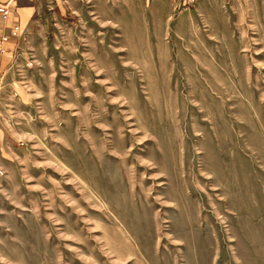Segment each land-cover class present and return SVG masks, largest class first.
Returning <instances> with one entry per match:
<instances>
[{
  "label": "rangeland",
  "instance_id": "1",
  "mask_svg": "<svg viewBox=\"0 0 264 264\" xmlns=\"http://www.w3.org/2000/svg\"><path fill=\"white\" fill-rule=\"evenodd\" d=\"M183 1L72 0L8 75L0 264H264V0Z\"/></svg>",
  "mask_w": 264,
  "mask_h": 264
},
{
  "label": "crops",
  "instance_id": "2",
  "mask_svg": "<svg viewBox=\"0 0 264 264\" xmlns=\"http://www.w3.org/2000/svg\"><path fill=\"white\" fill-rule=\"evenodd\" d=\"M171 4L177 0H168ZM72 0H0V6L8 7L10 13L0 14V101L1 90L8 75L20 58L46 37L49 19L65 16ZM186 0L183 1V4ZM50 22L52 23V21ZM15 27L18 33L14 34ZM4 37L8 39L3 40ZM4 49L5 52H1ZM1 118L0 104V157L9 149L10 139Z\"/></svg>",
  "mask_w": 264,
  "mask_h": 264
},
{
  "label": "built area",
  "instance_id": "3",
  "mask_svg": "<svg viewBox=\"0 0 264 264\" xmlns=\"http://www.w3.org/2000/svg\"><path fill=\"white\" fill-rule=\"evenodd\" d=\"M188 2H195L196 0H187ZM10 13L8 7H5V6H0V14L3 15L4 17H6L8 14ZM18 30L19 28L18 27H15L14 29V34H17L18 33ZM8 38L7 37H4L3 40L6 41ZM1 52H5L4 49H1Z\"/></svg>",
  "mask_w": 264,
  "mask_h": 264
}]
</instances>
